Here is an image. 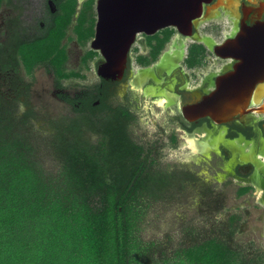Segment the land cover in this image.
<instances>
[{
  "label": "trees",
  "instance_id": "1",
  "mask_svg": "<svg viewBox=\"0 0 264 264\" xmlns=\"http://www.w3.org/2000/svg\"><path fill=\"white\" fill-rule=\"evenodd\" d=\"M94 4H85L74 27L83 45L94 36ZM63 9L42 36L0 47V72L20 64L28 73L45 66L59 90L65 80L83 78L68 71L63 45L77 0H68ZM204 51L193 49L188 66L201 65ZM96 54L91 50L83 61H93ZM119 88V82L101 79L76 96L58 93L81 116L47 138L62 160L57 173L44 169L36 156L37 143L23 131L29 116L17 120L10 111H0V264H259L218 237L156 258L155 242L141 237L144 201L163 198L193 176L156 167L153 149L133 136L135 113L124 102L110 103ZM249 190L244 187L238 194Z\"/></svg>",
  "mask_w": 264,
  "mask_h": 264
},
{
  "label": "rangeland",
  "instance_id": "2",
  "mask_svg": "<svg viewBox=\"0 0 264 264\" xmlns=\"http://www.w3.org/2000/svg\"><path fill=\"white\" fill-rule=\"evenodd\" d=\"M43 4L44 0L3 3L0 9V47L12 46L18 24L22 29L28 30V34L23 37L34 38L41 35L38 25L43 22ZM13 7L21 10L13 11ZM76 20L77 15L63 45L69 57L68 71L80 72L83 78L65 80L63 89L59 90L54 74L49 73L45 66H38L32 73H28L22 64H14L15 69L0 72V111H10L17 120L25 115L29 116L28 122L23 125V131L33 143H37L36 156L44 169L52 173L61 170L62 160L48 145L47 138L81 116L71 105L62 101L58 93L76 96L92 90L101 82L96 72L97 63L102 60L101 55L96 52L93 61L87 64L83 61L91 51L92 38L85 45L77 40L74 32ZM211 38L217 43L221 41L215 35ZM222 64L223 62L210 53L207 61L199 65L197 75L190 76L189 86L194 87L200 83L202 73H218ZM141 93L131 94L135 103L132 110L137 116V123L132 127L133 136L147 148L156 147L157 143L164 144L161 150H154L156 167L170 172L176 170L182 172L181 174L187 169L196 172L204 169L206 172L204 175L196 174L194 179H185L181 187L172 189L157 201H144V217L141 223L143 240L155 242L153 252L157 259H162L163 255L171 257L176 251L218 237L227 241L246 260L264 264V204L256 202L252 187L240 196L238 191L244 187H237L235 182L217 185V160L212 159V155L205 160L173 156L178 150L172 149L169 135L176 127L169 122V113L164 107L157 108L148 98L142 97ZM123 102V87L120 85L110 103L118 105ZM154 113H159L160 117ZM194 136L200 138L198 135ZM95 139L93 136L92 140ZM232 216L237 219L231 221Z\"/></svg>",
  "mask_w": 264,
  "mask_h": 264
},
{
  "label": "flooded vegetation",
  "instance_id": "3",
  "mask_svg": "<svg viewBox=\"0 0 264 264\" xmlns=\"http://www.w3.org/2000/svg\"><path fill=\"white\" fill-rule=\"evenodd\" d=\"M67 1L44 0L43 22L38 25L42 34L47 30L49 23L64 14L63 4ZM88 1L77 0L75 14L77 18ZM16 2L17 0H4L3 3L15 4ZM96 5L97 0L93 10L97 21ZM12 10L20 11L21 9L13 7ZM243 22L250 27L264 22V0H212L210 3H204L203 16L193 23V32L190 37L179 34L176 28H167L154 35H137L129 54V63L124 77L116 82L123 87L124 105L131 111L135 104L131 96L133 92L141 91V96L148 98L159 109L161 107L158 102L165 100L164 108L171 117L169 122L176 127L169 135L172 149L179 150L185 143L186 136L198 135L200 138L194 137L199 141L201 149L193 158L205 160L212 155V159L217 160L215 183L229 185L235 182L237 187H252L256 202L264 204V115L250 113L222 124H216L208 118L189 122L182 115L184 106L196 103L213 89L217 76L233 69L236 61L217 57L213 48L215 45H223L228 39H234L240 32ZM17 26L12 46L42 36L41 34L34 38L23 37L28 34L26 33L28 30L22 29L20 24ZM170 31L172 35L166 40ZM214 35L221 38L219 43L211 38ZM162 45L160 54L154 60L155 52ZM201 47L205 49L201 64L207 61L211 53L223 62L222 69L218 73L212 71L207 74L202 73L200 83L190 87V76L197 75L199 66L189 67L187 60L193 49ZM102 61L103 59L99 63ZM148 61L152 63L146 64ZM137 78L141 81V88L137 87ZM161 144L157 143L156 147H152L153 155H156L155 148L161 150L160 148L164 146ZM185 173L193 176L185 179H194L196 174L204 175L206 172L204 169H200V172L187 169ZM258 189L262 192L261 199L258 196Z\"/></svg>",
  "mask_w": 264,
  "mask_h": 264
},
{
  "label": "water",
  "instance_id": "4",
  "mask_svg": "<svg viewBox=\"0 0 264 264\" xmlns=\"http://www.w3.org/2000/svg\"><path fill=\"white\" fill-rule=\"evenodd\" d=\"M212 0H97L95 35L91 50L103 61L96 72L100 79L120 81L139 34L154 35L167 28L190 37L193 23L203 16L204 3ZM214 54L236 61L233 69L215 79L202 99L182 108L189 122L208 118L226 123L250 113L264 115V22L242 24L234 39L215 45Z\"/></svg>",
  "mask_w": 264,
  "mask_h": 264
},
{
  "label": "bare ground",
  "instance_id": "5",
  "mask_svg": "<svg viewBox=\"0 0 264 264\" xmlns=\"http://www.w3.org/2000/svg\"><path fill=\"white\" fill-rule=\"evenodd\" d=\"M139 81H140V79L137 80V82H138L137 87L141 88V81L140 82ZM164 103H165V100H160L158 102V105L162 108L165 105ZM154 115L157 117H160L159 113H154ZM200 149H201L200 143L193 135L186 136L185 143L182 145V147L178 151H175L173 156L183 157V158H187V157L191 158L194 155H196L200 151ZM258 196L260 199L262 198V192L260 190L258 192Z\"/></svg>",
  "mask_w": 264,
  "mask_h": 264
}]
</instances>
